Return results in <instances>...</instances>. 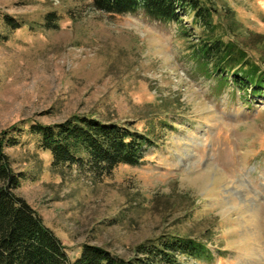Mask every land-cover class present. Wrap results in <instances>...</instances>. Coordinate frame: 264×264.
<instances>
[{
  "label": "rangeland",
  "instance_id": "374dc122",
  "mask_svg": "<svg viewBox=\"0 0 264 264\" xmlns=\"http://www.w3.org/2000/svg\"><path fill=\"white\" fill-rule=\"evenodd\" d=\"M205 1L217 9L216 33L264 66V0ZM7 14L23 26L9 27ZM184 19L110 14L92 0H0V130L24 128L6 150L25 173L16 193L72 260L87 242L128 257L173 231L203 237L216 254L179 264H264V94L241 97L208 75L192 51L201 26L192 12ZM73 114L129 123L156 142L140 164L102 176L55 170L29 126Z\"/></svg>",
  "mask_w": 264,
  "mask_h": 264
},
{
  "label": "trees",
  "instance_id": "16d2710c",
  "mask_svg": "<svg viewBox=\"0 0 264 264\" xmlns=\"http://www.w3.org/2000/svg\"><path fill=\"white\" fill-rule=\"evenodd\" d=\"M92 4L110 14L141 9L155 19L180 25L192 12L194 23L201 26L192 51L206 73L215 75L222 85L231 82L240 87L241 97L249 91L264 94V66L236 40H225L216 33L217 9L205 0H92ZM4 18L12 29L24 24L8 14ZM46 20L50 27L58 26L54 12H49ZM189 30L188 26L181 29L185 36L194 38L196 33ZM6 36L0 31V40ZM28 131L37 136L42 149L50 151L55 170L75 166L95 176L109 174L119 164H140L156 142L149 133L138 131L129 123L103 121L87 114H73L51 124L33 122ZM23 132L24 128L17 125L0 130V264H179L182 256L201 262L215 260V250L203 237L173 231L137 243L133 255L128 257L87 242L72 260L36 209L16 193L25 173L13 168L6 150L21 144ZM217 252L224 255L220 249Z\"/></svg>",
  "mask_w": 264,
  "mask_h": 264
}]
</instances>
